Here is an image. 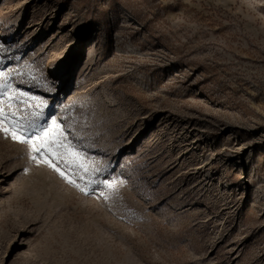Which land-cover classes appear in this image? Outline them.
<instances>
[{
  "label": "rangeland",
  "instance_id": "1",
  "mask_svg": "<svg viewBox=\"0 0 264 264\" xmlns=\"http://www.w3.org/2000/svg\"><path fill=\"white\" fill-rule=\"evenodd\" d=\"M0 264H264V0H0Z\"/></svg>",
  "mask_w": 264,
  "mask_h": 264
},
{
  "label": "snow or ice",
  "instance_id": "2",
  "mask_svg": "<svg viewBox=\"0 0 264 264\" xmlns=\"http://www.w3.org/2000/svg\"><path fill=\"white\" fill-rule=\"evenodd\" d=\"M53 123H55V121H53ZM38 138L39 137L37 136V139ZM13 139H17L21 143L32 144V139L31 138H28V137H18L14 133H13ZM51 147L60 148V147H64V145L62 143H60L59 141H57L54 145H51V144H49V145L41 144L40 147L33 146V151H35V152L44 151L45 154H47L46 149L47 148H51ZM33 158H35V157H33ZM45 162L48 163L50 167H54L55 168V164H53L51 161H45ZM56 171L59 172L60 170L58 168H56ZM60 174L62 176L64 175L63 172H60ZM69 183H74V181L69 180Z\"/></svg>",
  "mask_w": 264,
  "mask_h": 264
}]
</instances>
